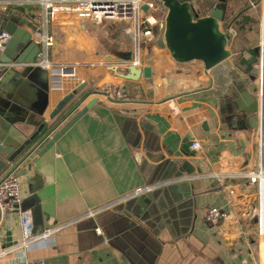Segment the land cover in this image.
I'll use <instances>...</instances> for the list:
<instances>
[{
    "label": "crops",
    "instance_id": "0c3cea01",
    "mask_svg": "<svg viewBox=\"0 0 264 264\" xmlns=\"http://www.w3.org/2000/svg\"><path fill=\"white\" fill-rule=\"evenodd\" d=\"M34 1L0 0V6L25 7L28 16L38 7ZM147 2L153 1L144 0L140 19L155 21L143 26L151 36L142 34L140 42L133 21L49 27L55 42L45 90L21 94L34 112L0 94V112L22 113L17 129L31 135L45 119L41 132L50 138L96 100L44 155L34 160L40 148L31 153L20 177L19 212L30 213L33 233L67 227L14 252L23 240L20 214L3 215L0 264H264V0H224L232 56L208 73L199 61L175 62L158 44L167 11L149 10ZM193 2L205 17L221 0ZM29 152L0 155V181ZM160 157L179 164L171 171ZM261 169L263 178L251 179ZM210 208L225 216L209 222Z\"/></svg>",
    "mask_w": 264,
    "mask_h": 264
},
{
    "label": "water",
    "instance_id": "95a60500",
    "mask_svg": "<svg viewBox=\"0 0 264 264\" xmlns=\"http://www.w3.org/2000/svg\"><path fill=\"white\" fill-rule=\"evenodd\" d=\"M152 1L156 8L163 7L167 11L161 35L158 38V44L169 51L175 62L186 64L199 61L204 65L205 72L208 73L212 68L232 56L230 47L232 46L234 35L230 31L232 23L224 27L226 11L224 0H221V3L205 17L199 15L193 0ZM26 14L25 7H15L13 10L0 13V29L1 31H6L12 37L7 49L0 57L2 63L11 65V67L3 71L0 78V94L6 96L8 102L19 105V108L25 109L27 112H34L28 102L22 101L21 94L25 92L35 94L37 90H45L44 72L47 73V71L42 67L33 65L41 52V46L34 40L33 35L24 29L27 26L32 32L37 31V27L30 22ZM130 56L131 54L128 57ZM83 86L78 87L58 103L52 112V118L63 114L75 95L82 91ZM14 94L15 98L13 97ZM95 102L96 100L74 116L52 138H50L51 133L46 135L43 131L41 132V129L48 126L45 119L35 125L37 130L34 133L31 135L23 134L16 128L18 124L22 123L18 120L22 113L18 109L7 108L10 109L12 114L10 117L4 112H0V155H9L10 159H15L18 155H24L30 149L29 156L26 155L17 164L24 167L19 172V177L26 176L28 173V162L26 161L31 153L40 148L34 160L44 155L81 119ZM254 111L257 112L258 110ZM255 117L257 118V116ZM49 138L50 140L46 143ZM164 159L165 157L158 158L164 166H169L171 171L177 168L176 166L179 162L172 160L169 162L171 165H169L167 164L168 161ZM184 170L185 167L180 168L181 172ZM2 216L0 209V221Z\"/></svg>",
    "mask_w": 264,
    "mask_h": 264
},
{
    "label": "built area",
    "instance_id": "2783aa9c",
    "mask_svg": "<svg viewBox=\"0 0 264 264\" xmlns=\"http://www.w3.org/2000/svg\"><path fill=\"white\" fill-rule=\"evenodd\" d=\"M10 3V2H8ZM33 5L40 6L41 10L36 9L30 11L27 16L32 24L37 27V31L32 32L29 27L28 31L33 35L34 40L40 44L41 52L38 59L33 65L42 67L44 69H51V63L47 59L48 49L53 46L55 42L54 35L49 33V27L53 25L65 26L68 24L82 23L85 26H95L103 22H135V40L140 42L142 34L151 36V31L146 32L143 26L153 25L155 21L153 18L145 17L140 19L143 11L144 0H37L31 2ZM7 5L1 12L11 10ZM147 9L153 10L155 8L154 2L146 3ZM262 38L259 43L260 50V65L259 73L262 82H264V23L262 25ZM26 29V27H25ZM11 35L6 31L0 29V57L5 52L11 40ZM11 67L9 64H4L0 61V69L5 70ZM52 83L54 88H58L56 84L58 76L53 72ZM195 146H199L197 143ZM23 165L11 166L12 168L0 181V209L2 215L6 214H20V226L23 232V240L12 248L14 252L24 251L31 244L47 240L60 231L64 230L68 224L56 225L50 228L43 229L39 233H33V222L29 212H19V207L22 203L24 194L19 177V169ZM262 179L263 170L256 175H252L251 179ZM261 181V180H260ZM148 189V188H147ZM142 191V190H141ZM140 191L136 192L139 194ZM96 212H90V216H94ZM225 214L221 209L210 208L206 212V219L215 224L224 217ZM6 252L0 253V256L5 255ZM24 264H46L43 260H27Z\"/></svg>",
    "mask_w": 264,
    "mask_h": 264
},
{
    "label": "rangeland",
    "instance_id": "374dc122",
    "mask_svg": "<svg viewBox=\"0 0 264 264\" xmlns=\"http://www.w3.org/2000/svg\"><path fill=\"white\" fill-rule=\"evenodd\" d=\"M36 10L39 12L41 9H40V7L38 6V7L36 8ZM0 13H1V6H0Z\"/></svg>",
    "mask_w": 264,
    "mask_h": 264
},
{
    "label": "trees",
    "instance_id": "16d2710c",
    "mask_svg": "<svg viewBox=\"0 0 264 264\" xmlns=\"http://www.w3.org/2000/svg\"><path fill=\"white\" fill-rule=\"evenodd\" d=\"M227 22V21H226Z\"/></svg>",
    "mask_w": 264,
    "mask_h": 264
}]
</instances>
